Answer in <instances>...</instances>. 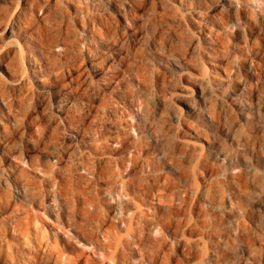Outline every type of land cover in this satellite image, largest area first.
Masks as SVG:
<instances>
[{
    "label": "rangeland",
    "instance_id": "374dc122",
    "mask_svg": "<svg viewBox=\"0 0 264 264\" xmlns=\"http://www.w3.org/2000/svg\"><path fill=\"white\" fill-rule=\"evenodd\" d=\"M86 262L264 264V0H0V264Z\"/></svg>",
    "mask_w": 264,
    "mask_h": 264
},
{
    "label": "bare ground",
    "instance_id": "6f19581e",
    "mask_svg": "<svg viewBox=\"0 0 264 264\" xmlns=\"http://www.w3.org/2000/svg\"><path fill=\"white\" fill-rule=\"evenodd\" d=\"M54 128H55V127H54ZM82 129H83V128H82ZM53 131H54V129H53ZM54 132H55V131H54ZM82 132H83V131H82ZM53 134H55V133H53ZM50 141H51V140H50ZM96 142H97V141H96ZM101 142H102V141H101ZM138 142H139V141H138ZM49 143H50V142H49ZM105 143H106V141H105ZM47 144H48V143H47ZM97 144H98V143H97ZM107 144H108V143H107ZM100 146H103V142H102V145L100 144ZM121 147H122V145H121ZM96 148H98V145L96 146ZM99 148H100V147H99ZM104 149H105V148H104ZM118 149H122V148L119 147ZM97 150H98V149H97ZM102 150H103V147H101V150H99V152L102 151ZM95 151H96V150H95ZM104 151H105V150H104ZM115 151H116V150H115ZM119 151H120V150H119ZM141 151H142V150H141ZM102 152H103V151H102ZM69 153H70V152H69ZM94 153L96 154V152H94ZM103 153H104V152H103ZM63 154H64V153H63ZM70 154H71V153H70ZM70 154H69V155H70ZM97 154H98V153H97ZM100 154H101V153H100ZM114 154H115V153H114ZM83 155H84V154H83ZM103 155H104V154H103ZM60 156H61V155H60ZM74 156H75V155H74ZM62 157H63V156H62ZM79 157H80V156H79ZM90 157H91V156H90ZM80 158H81V157H80ZM91 158H92V157H91ZM91 158H90V159H91ZM94 158H95V157H94ZM107 158H109V157H107ZM98 159H99V158H98ZM130 159H131V158H130ZM63 160H64V159H63ZM117 160H118V159H117ZM89 161H90V160H89ZM112 161H114V160H112ZM136 161H138V160H136ZM55 162H56V161H55ZM58 162H59V161H58ZM60 162H61V161H60ZM99 162H100V161H99ZM99 162H98V163H99ZM107 162H108V161H107ZM87 163H88V162H87ZM89 163H91V162H89ZM100 163H101V162H100ZM117 163H118V162H117ZM119 163L122 164V162H120V161H119ZM124 163H125V162H124ZM55 164H56V163H55ZM79 164H80V163H79ZM85 164H86V163H85ZM92 164H93V163H92ZM92 164H91V165H92ZM127 164H130L129 161H128ZM132 164H133V163H132ZM108 165H110V164H108ZM108 165H106V166L108 167ZM111 165H112V164H111ZM116 165H117V164H116ZM122 165H124V164H122ZM125 165H126V164H125ZM89 166H90V165H89ZM92 166H94V165H92ZM96 167H97V166H96ZM126 167H127V166H126ZM128 167H129V166H128ZM132 167H133V166H132ZM57 168H58V167H57ZM57 168H55V171H56V172H57V170H58ZM94 169H95V168H94ZM83 170L86 171L85 173H87V175L90 173L89 170H88V166H87V169L84 168ZM49 171H50V170H49ZM53 171H54V170H53ZM51 172H52V171H51ZM107 172H109V171H107ZM107 172H105V170H101V171H100V173H104V174L107 173ZM54 173H55V172H54ZM59 173H60V172H59ZM95 173H96V172H95ZM98 173H99V172H98ZM98 173H97V174H98ZM100 173H99V174H100ZM52 174H53V173H52ZM65 175H66V174H65ZM51 176H52V175H51ZM51 176H50V177H51ZM81 176H82V175H81ZM84 176H85V175H84ZM89 176H90V174H89ZM103 176H104V175H103ZM58 177H59V176H58ZM87 177H88V176H87ZM87 177H86V179H87ZM47 178H48V177H47ZM52 178H53V177H52ZM81 178H82V177H81ZM94 178H95V177H94ZM108 178H109V177H108ZM88 179H89V178H88ZM105 180H107V179H105ZM120 180H121V179H120ZM50 181H51V178H50ZM82 181H83V180H82ZM88 181H89V180H88ZM126 181H127V180H126ZM77 182H78V181H77ZM85 183H86V182H85ZM134 183H135V182H134ZM79 184H80V183H79ZM124 185H125V184H124ZM85 186H86V185H85ZM129 187H130V186H129ZM114 188L116 189V187H114ZM122 188H123V187H122ZM56 191H57V190H56ZM106 191H107V190H106ZM124 191H125V187H124ZM53 192H54V191H53ZM103 192H104V190H103ZM109 192H110V191H109ZM121 192H122V190H121ZM48 193H49V192H48ZM112 193H113V192H112ZM112 193H111V194H112ZM122 193H123V192H122ZM54 194H55V193H54ZM106 194H107V193H106ZM115 194H116V193H115ZM41 195H42V194H41ZM43 195H45V194H43ZM52 195H53V194H52ZM55 195H56V194H55ZM108 195H109V194H108ZM112 195H113V194H112ZM122 195H123V194H122ZM122 195H121V196H122ZM50 196H51V195H50ZM119 196H120V195H119V193H118L116 197H118V199H119ZM121 196H120V197H121ZM51 197H52V196H51ZM43 198H44V196H43ZM52 198H53V197H52ZM108 198H109V197H108ZM110 198H111V197H110ZM128 198H129V197H128ZM121 200H122V199H121ZM42 201H43V200H42ZM110 201H111V200H110ZM113 201H114V200H113ZM128 203H129V202H128ZM41 204H42V203H41ZM115 204H116V203H115ZM131 204H132V202H131ZM96 206H97V205H96ZM118 207H120V206H118ZM128 207H129V206H128ZM94 208H95V207H94ZM120 208H121V207H120ZM125 208H126V207H125ZM43 210H44V209H43ZM141 210H142V209H141ZM44 211H45V210H44ZM44 211H43V212H44ZM91 211H92V210H91ZM95 212H96V211H95ZM141 212H142V211H141ZM150 212H151V211H150ZM88 214H89V213H88ZM139 214H140V213H139ZM118 215H120V214H118ZM131 219H132V218H131ZM148 221H149V220H148ZM119 222H120V220H119ZM130 222H131V221H130ZM129 224H130V223H129ZM137 224H138V223H137ZM122 225H123V224H122ZM111 226H112V225H111ZM129 228H130V227H129ZM120 229H121V228H120ZM26 237H27V236H26ZM27 239H28V238H26V240H27ZM26 240H25V241H26ZM25 243H26V242H25ZM26 244H28V243H26ZM25 246H26V245H25ZM30 250H31V249H30ZM34 250H35V249H34ZM42 251H43V250H42ZM93 260H94V259H92L91 261H93ZM85 264H90V263H89V262H86Z\"/></svg>",
    "mask_w": 264,
    "mask_h": 264
}]
</instances>
